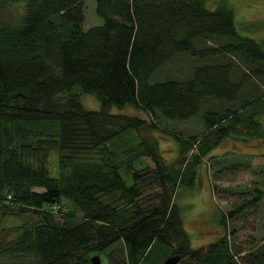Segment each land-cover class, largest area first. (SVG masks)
<instances>
[{"label": "trees", "instance_id": "trees-1", "mask_svg": "<svg viewBox=\"0 0 264 264\" xmlns=\"http://www.w3.org/2000/svg\"><path fill=\"white\" fill-rule=\"evenodd\" d=\"M94 2L101 22L84 30L83 0H0V199L36 216L0 242V258L93 264V254L121 241L127 264H161L172 253L180 255L177 264H264V236L244 252L231 239L233 229L192 246L175 201L179 186L192 184L201 154L225 136L264 138V92L237 103L242 82L264 77V37L240 33L224 0L212 8L207 0ZM11 3L16 14L8 18ZM178 54L211 61L186 77L153 80ZM234 56L247 67L239 78L232 76ZM76 88L95 93L100 107L85 108ZM112 105H132L148 118L113 112ZM157 113L197 115L204 131L167 132ZM154 130L179 141L171 161ZM52 150L56 175L48 168ZM144 156L152 166L140 164ZM150 184L155 196H142ZM258 195L221 211L219 222Z\"/></svg>", "mask_w": 264, "mask_h": 264}, {"label": "rangeland", "instance_id": "rangeland-1", "mask_svg": "<svg viewBox=\"0 0 264 264\" xmlns=\"http://www.w3.org/2000/svg\"><path fill=\"white\" fill-rule=\"evenodd\" d=\"M217 0H207L209 7H213ZM233 9L234 24L237 30L256 39L264 37V0H224ZM10 13L5 14L12 18L16 14L14 4L9 5ZM94 0H83V22L82 27H88L101 22L94 10ZM14 12V14H13ZM226 56H222L224 59ZM220 59V60H221ZM234 68L232 76L239 78L240 72L247 69L244 63L234 56ZM211 61L209 58H199L188 54H178L171 57L161 65L152 75L153 80L166 77H186L191 74L193 68L201 63ZM79 99L87 109H98L100 102L93 92H82L78 88ZM264 92V77H250L246 82L240 84L237 95V103L243 99L252 98L256 93ZM214 103V101H212ZM216 108L215 105L211 106ZM113 112L137 114L140 117L148 118L143 109L132 105L118 108L110 107ZM155 121L160 129L167 132H177L182 136L196 133L200 135L204 131L201 118L197 115L186 119H170L157 113ZM158 140L160 153L166 161H171L179 150V141L164 131L154 130L151 132ZM231 133L225 136L216 146L202 153L196 165V176L193 177L191 185L182 184L179 186L175 201L181 212L183 226L189 234L191 245L196 247L212 241L225 231L229 233L233 229L231 239L238 244L237 248L245 249L256 244L264 236V138L245 139L241 134ZM243 138V139H242ZM197 144H194L185 152L188 162L191 154L196 152ZM140 164L152 166V161L144 156ZM48 168L51 175L59 172L57 163V151L49 153ZM41 190L42 187H34ZM157 186L150 184L142 189V196L154 197ZM7 192H4V194ZM259 194L258 199L251 205H247L243 212L226 219V224L219 222L220 212H227L234 206L253 198ZM155 199V198H154ZM151 202V201H149ZM152 202H154L152 200ZM4 206L11 207L10 212L4 211ZM16 206L9 199H0V242L14 237L19 226L25 222L36 219L31 213L18 214L12 209ZM12 211V212H11ZM57 218H59L56 212ZM232 231V232H233ZM121 241H116L98 253L100 264H127L125 252ZM240 252V253H242ZM97 254V253H96ZM156 258L160 251H156ZM94 255V254H93ZM121 257H120V256ZM14 258H0V264H6ZM91 260V259H90ZM92 262V261H91ZM94 264V263H93Z\"/></svg>", "mask_w": 264, "mask_h": 264}, {"label": "water", "instance_id": "water-1", "mask_svg": "<svg viewBox=\"0 0 264 264\" xmlns=\"http://www.w3.org/2000/svg\"><path fill=\"white\" fill-rule=\"evenodd\" d=\"M180 258L179 253H172L170 255H167L161 262V264H177L178 260ZM91 261L94 264H100V260L98 257V254H94L91 256Z\"/></svg>", "mask_w": 264, "mask_h": 264}]
</instances>
